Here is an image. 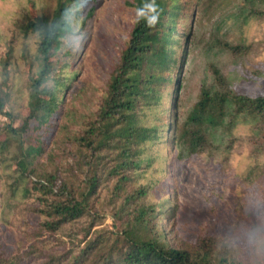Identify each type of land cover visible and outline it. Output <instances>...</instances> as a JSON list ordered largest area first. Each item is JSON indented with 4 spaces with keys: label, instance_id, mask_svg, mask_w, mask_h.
Returning a JSON list of instances; mask_svg holds the SVG:
<instances>
[{
    "label": "trees",
    "instance_id": "trees-1",
    "mask_svg": "<svg viewBox=\"0 0 264 264\" xmlns=\"http://www.w3.org/2000/svg\"><path fill=\"white\" fill-rule=\"evenodd\" d=\"M90 1L94 9L88 18L100 0ZM212 2L193 0L189 7L183 0H137L128 38L110 63L105 94L95 117L71 137L75 144L68 153L72 163L62 173L38 168L42 159L51 157L47 152L64 120L62 98L77 72L70 77L57 73L55 55L68 33L79 37L78 43L84 37L65 19V3L52 16L35 17L24 24L25 35L32 32L39 38L38 54L29 62V101L18 127L12 111L5 110L8 86L0 88V115L11 120L5 130L14 137L0 145V155H5L6 146H14L13 160L21 177H36L26 192L41 197L36 212L44 220L27 239L26 250L9 259L0 257V264H264V240L255 236L247 249L213 238H204L193 249L174 246L166 237L164 223L169 217L170 192L163 191L161 204L141 203L150 186L138 180L146 164L155 161L153 151L163 154L169 147L166 158L173 151L177 160L186 162L208 147L213 137L210 129L220 126L228 115L261 122L260 136L251 140L264 152V95L234 91L217 67L187 117H179V69L190 55L197 20ZM244 2V23L252 16L264 17V12L256 11L264 0ZM224 47L233 54L250 51L241 45ZM84 48L68 54L77 61ZM8 64L4 63L5 71ZM105 190L115 225L96 229L106 218L98 207V196ZM84 219L89 223L78 227ZM54 242L60 249L53 247Z\"/></svg>",
    "mask_w": 264,
    "mask_h": 264
},
{
    "label": "rangeland",
    "instance_id": "rangeland-1",
    "mask_svg": "<svg viewBox=\"0 0 264 264\" xmlns=\"http://www.w3.org/2000/svg\"><path fill=\"white\" fill-rule=\"evenodd\" d=\"M183 1L190 7L193 0ZM64 3L68 8L65 19L84 39L78 43L79 37L68 33L56 52L57 73L70 77L77 72L71 89L62 98L64 120L47 152L46 156L51 157L42 159L38 167L61 173L72 163L68 156L75 145L71 137L95 117L105 94L110 63L122 50L138 7L137 0H100L93 17L88 18L89 10L94 9L90 0H0V88H5V83L8 86L10 97L5 110L16 117L15 127L20 126L27 112L29 62L38 54L39 38L32 32L25 35L23 26L29 19L52 16ZM208 7L197 20L190 55L179 69L182 89L178 114L182 120L198 101L204 83L211 84L213 67L228 78L234 91L264 95V17L252 16L244 23V0H213ZM256 11L264 12V4L257 5ZM225 44L249 47L250 51L233 54ZM84 45L80 58L72 60L68 51L79 52ZM5 62L9 63L7 71ZM232 116L210 129L212 140L201 154L181 162L173 151L165 157L169 147L163 154L154 150L155 161L146 164V172L140 175L138 183L150 186L141 203L161 204L163 191L171 194L166 208L169 217L164 223L166 237L174 246L193 249L204 238H213L247 249L254 236L264 240V152L251 140L252 136H260L261 122ZM10 123L9 118L0 115V145L13 141L5 130ZM5 149L8 152L0 155V257L9 259L26 250L27 239L44 218L36 212L41 197L26 192L36 177L22 178L13 160L16 148ZM98 199L106 218L96 229H113L107 190ZM88 220L79 222L78 227L84 228Z\"/></svg>",
    "mask_w": 264,
    "mask_h": 264
}]
</instances>
